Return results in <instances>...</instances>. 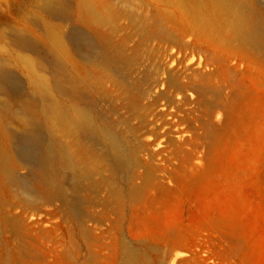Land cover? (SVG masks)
I'll use <instances>...</instances> for the list:
<instances>
[{
    "label": "rangeland",
    "instance_id": "1",
    "mask_svg": "<svg viewBox=\"0 0 264 264\" xmlns=\"http://www.w3.org/2000/svg\"><path fill=\"white\" fill-rule=\"evenodd\" d=\"M141 1L143 8L140 7ZM192 2L194 0H137L132 8L135 15L119 5L117 9L125 16L112 30L110 27L95 29L86 23L81 0H0V70L8 75L5 89L0 90V114L8 110L10 102V109L16 113L23 99L37 98L26 64L30 61L38 72L43 70L42 74H49L52 55L45 41L48 29L63 34L79 67L93 71L92 74L98 77L100 74L89 62L95 58L89 56L84 47L87 41L100 47L111 42L133 56L123 69L120 68L122 62L116 60L106 68L108 76L118 83L117 89L109 83L87 102L79 103L93 115L97 125L111 128L121 142L128 144V148L131 142L134 143L135 136L141 135L140 132L146 134V139L152 137L150 122L161 121L162 109H172L178 104L186 112L198 113V108L192 105L196 99L190 102H179L178 99L183 95L189 99L196 97L188 88L194 69L206 74L210 72L198 64L177 66L168 60L170 54L178 57L183 53H194L189 45L190 35L182 41L158 37L147 40L138 29L144 11L151 14L158 9L173 12L180 7L188 14ZM247 2V10L264 14V0ZM58 9H61V16L57 15ZM173 27L175 34L179 35L181 27ZM19 41L23 47L17 45ZM100 55L101 52L97 54ZM168 68L175 73L173 80H169ZM238 68L239 79L244 78V107L246 104L247 110L255 113L257 123L246 124L245 132L232 128L222 137L212 153L215 154L214 163L209 157L210 161L202 158L208 153L206 145L190 165L181 167L183 164L180 163V168L174 161L176 170L170 168V174L167 169L170 172L167 171L168 176L164 174L166 178L163 179L170 189L169 194L162 195L152 189L145 204L134 209L127 230L113 228L108 234H101V247L93 248L101 261L94 264H117L120 260L115 259L117 251L121 258L122 253L130 248L138 256L147 254L151 264H264V70L258 66L249 68L246 64L238 65ZM161 80L164 81L159 84ZM123 94L127 95L124 97ZM126 97L137 102L135 114L132 112L135 108L125 105ZM230 97L235 98L234 95ZM216 118H219L217 125H223V112L216 113ZM17 147L18 166L14 170L15 181L10 185L34 190L37 179L33 173L37 170L38 154L34 145ZM93 148L100 152L99 145H93ZM168 155V151H161L155 163L163 167ZM130 162L133 165L129 169H112L100 161L97 173L85 182V192L79 197L71 190L74 179L67 173L65 191H61L59 197L63 207L61 218L43 225L50 234L38 243L33 242L34 255L27 262L79 264L80 252L83 261L87 249L77 237L79 224L87 220L91 226L99 219L107 218L106 224L113 226L116 218V214L109 215L102 206L88 208L94 197L91 188L108 175L125 190L134 181L141 183L136 177L142 175L149 164L147 157L141 153L136 162L133 159ZM203 172L207 174L204 180L197 176ZM74 195L76 199L78 197V206L72 202ZM105 229L109 227L105 226ZM168 232H172L175 240L172 237L173 241L169 240ZM0 238L4 239V235ZM4 248V252L0 250V264L8 259V254H4L8 249L15 252L12 245L4 244ZM176 257L179 260L174 262ZM9 262L19 264L14 255Z\"/></svg>",
    "mask_w": 264,
    "mask_h": 264
},
{
    "label": "bare ground",
    "instance_id": "2",
    "mask_svg": "<svg viewBox=\"0 0 264 264\" xmlns=\"http://www.w3.org/2000/svg\"><path fill=\"white\" fill-rule=\"evenodd\" d=\"M135 1L81 0L83 19L95 29L110 27L114 30L125 16L117 6L130 9L135 15L132 9ZM140 5L144 7L142 1ZM247 6V0H207L206 3L194 0L188 14L180 7L173 12L158 9L151 14L144 11L138 29L145 39L158 37L182 41L190 35L189 45L193 47L194 53H183L178 57L170 54L168 60L177 66L192 67L198 64V67L210 73L194 69L188 88L196 97L189 99L183 95L178 99L179 102L196 99L192 105L198 108V113L186 112L178 104L172 109H162L161 121L150 122L152 137L146 139V134L140 132L141 135L135 136L130 148L114 135L111 128L97 125L93 115L84 107L81 108L79 103L87 102L109 83L117 89L118 83L108 76L106 68L120 61V68L123 69L133 56L111 42L100 44L102 48L87 41L84 47L87 54L95 58L89 62L100 74L98 77L92 74L93 71L79 67L63 34L51 29L45 32V41L52 55L50 75L42 74L43 70L38 72L33 63L28 61L27 72L37 98L23 99L16 113L10 109V102L8 110L0 114V235H4L5 239L0 238V250L5 249L4 244L15 247L12 248L15 249L14 253L9 249L4 253L8 254L4 264L10 263L11 255L15 256L19 264H27L34 255L33 242L38 243L49 236L43 225L61 218L63 207L59 197L61 191H65L67 173L74 179L71 190L79 197L85 192V182L97 173L100 161L112 169H129L133 165L131 159L136 162L141 153L149 161L142 175L136 177L141 183L134 181L127 190L115 183L111 175L91 188L94 197L88 208L102 206L109 215L116 214L113 226L106 224L107 218H101L91 226L86 220L78 226L77 237L87 249L83 261L81 252L78 254L79 264L98 263L101 258L93 248L102 244L101 234L106 235L113 228L127 230L132 223L134 209L137 205L145 204L152 189L162 195L169 194L170 189L163 179L167 171L172 174L170 168L175 167L174 161L178 162L177 165L183 164L181 167L190 165L206 145L207 158H202L208 160L209 157L214 163L215 154L212 153L216 151L222 137L228 135L232 128L244 131L246 124L257 123L255 113L248 111L246 104L244 107V78L238 77V65L246 64L249 68L258 66L264 70V14L256 10L249 11ZM57 15L61 16V9H58ZM177 25L181 27L179 35L175 34L173 27ZM17 45L23 47L20 41ZM99 52L102 55L97 56ZM43 68L46 69L45 65ZM167 73L169 80L175 78L171 69L168 68ZM7 78V73L1 69L0 90L5 89ZM126 95L123 94L124 97ZM233 95L235 100L230 97ZM127 97L125 105L135 108L137 102ZM136 111L135 108L132 112L135 114ZM220 111L224 114L223 125H217L216 122L219 119L216 113ZM23 145H34L38 154L37 170L33 173L37 187L29 191L10 185L11 181H15L14 170L18 166L15 158L17 146ZM93 145H99L100 152H95ZM161 151L169 153L163 167L155 163ZM197 176L204 180L207 174L203 172ZM74 197L72 202L78 206V197ZM70 202L66 204L70 205ZM105 226L109 229H105ZM70 232L74 235L73 231ZM166 234L173 241L172 232ZM117 253L115 259H120L117 264H151L147 254L138 256L132 248L126 249L121 258Z\"/></svg>",
    "mask_w": 264,
    "mask_h": 264
}]
</instances>
